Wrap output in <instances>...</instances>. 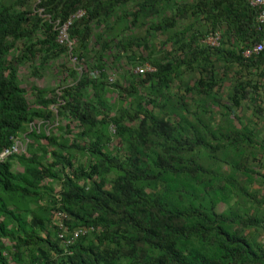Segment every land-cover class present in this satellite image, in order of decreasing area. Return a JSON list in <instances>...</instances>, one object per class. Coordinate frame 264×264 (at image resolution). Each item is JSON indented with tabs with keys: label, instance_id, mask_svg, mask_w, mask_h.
Returning a JSON list of instances; mask_svg holds the SVG:
<instances>
[{
	"label": "trees",
	"instance_id": "1",
	"mask_svg": "<svg viewBox=\"0 0 264 264\" xmlns=\"http://www.w3.org/2000/svg\"><path fill=\"white\" fill-rule=\"evenodd\" d=\"M30 1L0 3V151L11 137L30 139L24 154L0 162V264H8L3 238L16 264H264V239L253 235L264 232V192L247 187L264 185V138L255 139L258 124L237 113L264 114L259 9L246 0ZM79 10L68 27L69 52L98 76L69 69L71 83L60 91L32 86L29 101L18 67L30 64L38 75L68 53L56 42L57 27ZM214 30L221 40L212 47L201 40ZM157 33L162 49L151 42ZM258 43V54H242ZM135 46L146 54L131 63L155 70L124 85L109 81L106 67ZM35 119L68 123L57 134L28 131ZM111 138L121 145L114 152ZM201 150L229 171L201 163ZM77 152L87 161L75 163ZM51 209L64 212L70 228L93 227L69 253Z\"/></svg>",
	"mask_w": 264,
	"mask_h": 264
},
{
	"label": "rangeland",
	"instance_id": "2",
	"mask_svg": "<svg viewBox=\"0 0 264 264\" xmlns=\"http://www.w3.org/2000/svg\"><path fill=\"white\" fill-rule=\"evenodd\" d=\"M8 1L9 0H0V3H6ZM30 2L32 3L33 0H31ZM135 32L137 34H139V33H141V30H136ZM158 35L159 34L157 33L154 36V38L151 39V42L153 43L154 46L155 45H157V46L162 45L161 44V42H163L162 36H158ZM159 40H161V42H159ZM74 45H75V40H74ZM164 49L166 50L167 47ZM132 50L136 51V52L137 51L142 52L143 54H145L143 52V50H140L136 46L132 47ZM160 52L161 51L155 50L154 56L160 57V55H162ZM71 57L72 56H70L68 53H66V54H61L59 57L49 59L44 64V66L41 69H39L38 75H34L31 73L32 70H31L30 64H25V65L19 66L18 67V75L20 78L21 86L26 90L27 99L29 101L32 100V95H31V87L32 86H35L38 88H43V87L44 88H53V89H56V91H60L59 87L65 86V85H67L73 81L72 77L70 76L69 69H74V70L78 71V74H80V72H82V71L83 72L86 71L88 74H90V70L92 68L91 69H88V67L86 68V66H85V64H83V62L80 63L77 59L72 60ZM131 62H132V60L129 61L125 56H123L121 59H117V60L113 59V66L108 65V67H106L105 72L107 73V76L108 75L113 76V78H114L113 82L115 81L117 83H124V79L129 78L130 75L134 74L133 69L136 65L139 64V63H136V61L135 62L133 61V64ZM145 63H149V62H145ZM97 76H98V74H97ZM222 85H223V92L224 91L227 92L228 91L227 87L230 86L229 81L228 80L224 81ZM262 93H260V94H262ZM107 95L110 98V100L112 99L111 96H113V101H115V99H116L115 97H117L116 92H113V93L110 92ZM225 96L226 95H224V97ZM224 99H226V98H224ZM50 108L53 112H55V107L53 105H51ZM215 109L218 110L217 107H215ZM112 112L110 114H112ZM237 113L239 116L243 117V118L241 117L242 121L248 122L250 120L251 121L250 125L252 127L256 126L254 124V122L256 124H258V128L260 129V131H259V133H257V135L254 136L255 139L257 138L260 140V139L264 138V118H263L264 114L262 117L258 118L259 117L258 113L253 115V114H251V111L244 110V109L237 110ZM65 123H68L66 119H64L63 121L61 119H57V121H55V122L46 123V128H45L46 134L50 130H52V132H57V131L59 132V130L56 128V126L57 125L63 126ZM42 125H41V128H43ZM69 126H70V129H72V136H73L75 131H76V126H77L76 122L75 121L70 122ZM111 141L112 142L110 143L109 147L112 148L113 149L112 151L114 152L115 147L118 145L119 146H121V145L118 144V141L115 138L114 139L111 138ZM41 143H44V141L41 140ZM109 147L107 146L108 149H109ZM232 151H233L232 149H228L227 152L225 153L226 156L228 157L229 154H231V156H232V153H233ZM195 153H196V151H195ZM261 153L263 154L264 152H261ZM199 154H200L201 159L203 160V161L200 160V162L203 163L204 165L205 164H208L211 166L217 165L220 167L221 170L226 171V172L229 171V168L226 164H224L222 162H217V161L212 162V160H210L209 158H205V154H207V153L203 154L202 150H201V152H199ZM87 157H88L87 153H78L77 152L74 154V162L75 163H84L87 161ZM13 169L16 171H21L22 167L19 163L14 162ZM52 185H53V192L56 194V192L59 189L58 183L54 182V183H52ZM247 187L255 188L259 191L264 192V185L261 183H258L257 181L250 183ZM239 200L243 201L244 198H240ZM223 207H225V206L222 204L217 205L218 210H221V208H223ZM260 208L262 211L264 209V205H262V207H260ZM253 235L257 240H263L264 239V232L261 230L254 231ZM3 241L7 242L6 239H3Z\"/></svg>",
	"mask_w": 264,
	"mask_h": 264
},
{
	"label": "built area",
	"instance_id": "3",
	"mask_svg": "<svg viewBox=\"0 0 264 264\" xmlns=\"http://www.w3.org/2000/svg\"><path fill=\"white\" fill-rule=\"evenodd\" d=\"M251 6L256 7L259 9V15H258V21L263 22L264 21V0H246ZM82 12L79 10L76 14L70 16L62 25L57 27V34H56V42L59 45H62L67 48L68 53L72 60H76V57L71 54V51L74 46V40L70 39L68 36V27L71 21L74 18H77L81 16ZM221 40V32L219 30H214L210 34L206 35L201 41L205 43L206 45L215 47L220 44ZM263 48L262 43L255 44L251 47H246L242 54L244 56H250L252 54H258ZM155 67L150 65L149 63H143L140 65H136L133 69V72L135 74L143 75L146 72L154 71ZM81 73V72H80ZM97 74H99L97 69H91L90 70V76L96 77ZM114 78L112 75H108V80L112 81ZM35 127V124H31V128ZM37 128V127H36ZM23 150V145L17 141L14 140L10 147L2 150L0 152V161L5 159L7 156L14 154V153H20ZM64 215L62 213H57L54 216V224L57 226V236L60 239V244L66 248V246H69L73 243V241L79 237L80 235H83L88 232V230L92 229L91 227L86 226H76L72 229H68L66 225L61 223L60 217H63ZM32 264H46V263H39L34 262Z\"/></svg>",
	"mask_w": 264,
	"mask_h": 264
},
{
	"label": "clouds",
	"instance_id": "4",
	"mask_svg": "<svg viewBox=\"0 0 264 264\" xmlns=\"http://www.w3.org/2000/svg\"><path fill=\"white\" fill-rule=\"evenodd\" d=\"M55 112H56V109H55ZM49 122H51V121H47L46 123H49ZM55 122V121H54ZM46 123H44V121L43 120H37V119H35V120H33V121H31V122H29V124H28V131H31V130H35L36 132H39V130L40 129H42L41 128V125H42V127H43V129L45 130V128H46ZM31 124H35V127H33V128H31ZM37 127V128H36ZM111 131H114L113 130V126H111ZM49 132V131H48ZM46 133V132H45ZM48 134V133H47ZM56 134H57V132H56ZM11 139H12V142H11V144L13 143V141L14 140H17V141H19L22 145H23V150L20 152V153H14V154H11V155H9V156H7L5 159H3V160H1L0 162H2V161H5V160H7V159H9L11 156H13V155H20V154H24L25 152H26V148H27V145H28V143L30 142V139L29 138H27V136H26V134H21V135H19L18 137H11ZM24 141V142H23ZM11 144L8 146V147H10L11 146ZM8 147H6V148H8ZM6 148H3L2 150H4V149H6ZM1 150V151H2ZM0 151V152H1ZM22 171V170H21ZM49 181H47V180H45L43 183L45 184H47ZM59 186V185H58ZM59 188H60V186H59ZM58 191H59V189H58ZM58 191L56 192V194L54 193V195H58L57 193H58ZM31 207H32V209H33V207L34 208H36L35 206H33V205H31ZM37 210V209H36ZM57 213H62L64 216L63 217H60V221H61V223H63L64 225H66L67 227H68V229L70 230V229H72V228H70L69 226H68V224L66 223V220H67V215L64 213V212H62V211H60V210H58V209H51L50 210V214H51V225L55 228V231H56V236H57V226L54 224V221H55V219H54V216L57 214ZM0 219H1V217H0ZM77 226H80V225H77ZM81 226H84V225H81ZM74 227H76V226H74ZM73 227V228H74ZM86 227H91V226H86ZM92 229H90V230H88V232H90V231H92L93 230V227H91ZM87 232V233H88ZM87 233H85V234H83V235H86ZM80 236H82V235H80ZM79 236V237H80ZM79 237H77L76 239H78ZM57 238H58V236H57ZM3 239H5V238H3ZM3 239H1V242H2V244L4 245V247H5V249L3 250V253L6 255V260H7V263L8 264H11V262H13L14 264H16L13 260H9V257H10V253L9 254H7V253H5L6 251H8L7 249V247H6V245H5V242L3 241ZM75 239V240H76ZM60 239L58 238V241H59ZM75 240L73 241V243L75 242ZM7 241V240H6ZM6 243H9L8 241L6 242ZM72 243V244H73ZM72 244H70L69 246H66V248L65 247H63L61 244H60V241H59V245H60V247L63 249V252L64 253H69V250H68V248L72 245ZM12 245V244H11ZM34 262H39V263H43V262H41V261H34ZM34 262H32V263H34ZM31 263V264H32ZM48 264V263H47Z\"/></svg>",
	"mask_w": 264,
	"mask_h": 264
},
{
	"label": "crops",
	"instance_id": "5",
	"mask_svg": "<svg viewBox=\"0 0 264 264\" xmlns=\"http://www.w3.org/2000/svg\"><path fill=\"white\" fill-rule=\"evenodd\" d=\"M179 24H180V26H183L184 23L181 21ZM158 34H159V33H158ZM158 36H162V40H164V38H165V37H164L163 35H161V34H159ZM159 42H161V40H159ZM158 48L161 49L162 47H161L160 45H158ZM131 50H132V49H131ZM131 50H130V52L126 53V54L128 55V56H127V59L131 58V60H133L134 55L137 56V54L142 53V52H138V51L136 52V51H133V50L131 51ZM143 52L146 54L145 51H143ZM123 55H125V54H123ZM143 55H144V54H143ZM120 59H121V58H120ZM110 65L113 66V62H111ZM133 73H134V72H133ZM122 84L124 85V83H122ZM112 90H113V89H112ZM112 93H113V91H112ZM116 94H117V93H116ZM111 98H112V99H111L110 101H111V103H112V102H113V96H111ZM115 98H116V97H115ZM111 149H112V148H111ZM262 172H264V171H262ZM5 245H6L7 248H11V242H9V243H6V242H5ZM0 247H1V244H0ZM5 253L9 254L8 251H6ZM9 260H12L11 256L9 257ZM11 264H14V263L11 262Z\"/></svg>",
	"mask_w": 264,
	"mask_h": 264
}]
</instances>
